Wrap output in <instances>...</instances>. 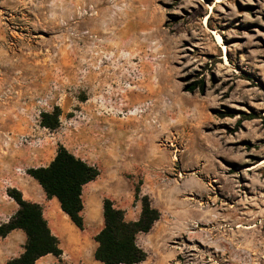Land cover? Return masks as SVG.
<instances>
[{
	"label": "rangeland",
	"instance_id": "obj_1",
	"mask_svg": "<svg viewBox=\"0 0 264 264\" xmlns=\"http://www.w3.org/2000/svg\"><path fill=\"white\" fill-rule=\"evenodd\" d=\"M60 144L100 169L84 200L178 208L153 261L264 264V0H0V224Z\"/></svg>",
	"mask_w": 264,
	"mask_h": 264
},
{
	"label": "trees",
	"instance_id": "obj_2",
	"mask_svg": "<svg viewBox=\"0 0 264 264\" xmlns=\"http://www.w3.org/2000/svg\"><path fill=\"white\" fill-rule=\"evenodd\" d=\"M197 85H187V91H195ZM61 109L55 107L52 112H43L41 124L49 129L60 125ZM43 188L48 198L57 197L62 210L81 229H84L83 189L86 184L97 179L100 169L97 165L71 152L60 144L54 159L47 166L28 169ZM19 205L18 210L8 222L0 224V236H7L12 230L21 228L27 234L25 251L10 259L7 264H35L43 255L52 253L61 257L63 250L60 241L49 227L44 217L43 206L24 197L18 188L7 191ZM135 200L141 201V214L137 220H127L125 210L118 207L110 198H105L103 229L95 236L99 245L96 259L103 264H136L147 258V252L139 246V233L151 230L160 218L161 212L152 205L149 195H141V188L135 189Z\"/></svg>",
	"mask_w": 264,
	"mask_h": 264
},
{
	"label": "crops",
	"instance_id": "obj_3",
	"mask_svg": "<svg viewBox=\"0 0 264 264\" xmlns=\"http://www.w3.org/2000/svg\"><path fill=\"white\" fill-rule=\"evenodd\" d=\"M27 175L33 179L28 182V185L17 181L13 186L21 190L26 199L38 202L43 206L44 217L48 221L52 233L58 237L60 247L63 250L61 257L49 253L41 256L35 264H103L102 261L95 257V252L99 245L95 236L105 225L103 199L94 192H91L87 199H83L84 229H81L62 210L58 198H48L42 194L37 187L41 185H36L35 181L37 180L31 175ZM152 205L161 212V216L150 231L138 234L137 242L147 252V258L136 264H169L178 258L179 252L174 250L159 252L155 261H153L150 256L151 246L160 247L164 241L176 236L178 227L182 226L180 225L182 218L178 217L179 210L176 206L170 208L173 214V219L170 221L166 217L167 208H161L154 201ZM18 208L19 205L16 203V211ZM191 213V209H187L185 211L187 218L184 219L191 220ZM140 214L141 212L137 218L126 219L137 220ZM125 216H127V213H125ZM9 219L5 222H8ZM169 221L170 224L167 223ZM141 237L144 239V243L140 242L139 238ZM26 241L27 234L21 228L12 230L5 237L0 236V264H7L10 259L19 257L25 251Z\"/></svg>",
	"mask_w": 264,
	"mask_h": 264
},
{
	"label": "bare ground",
	"instance_id": "obj_4",
	"mask_svg": "<svg viewBox=\"0 0 264 264\" xmlns=\"http://www.w3.org/2000/svg\"><path fill=\"white\" fill-rule=\"evenodd\" d=\"M217 36V39H218V42H222V36L221 35H216ZM224 50H225V54H226V56H228V48L226 47V45H224ZM150 66V65H149ZM140 91L141 90H143V89H139ZM145 90V89H144ZM147 90V89H146ZM149 92V91H148ZM159 93V88H157V90H155V94L156 93ZM143 94V93H142ZM142 98V97H141ZM139 100V99H138ZM143 101H145V100H142V101H139V102H143ZM161 103V102H160ZM159 107H160V105H159ZM156 110H159V109H156ZM146 124H144V125H146V127L148 126V127H152V126H149L147 123L148 122H145ZM154 127V126H153ZM145 130V129H144ZM61 210V209H60Z\"/></svg>",
	"mask_w": 264,
	"mask_h": 264
}]
</instances>
